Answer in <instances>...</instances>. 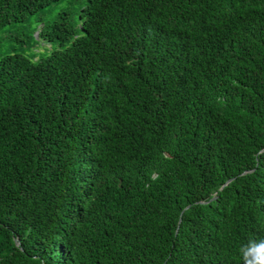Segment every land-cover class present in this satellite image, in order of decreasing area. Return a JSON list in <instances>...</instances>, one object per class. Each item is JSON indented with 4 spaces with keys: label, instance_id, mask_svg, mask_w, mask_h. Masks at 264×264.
<instances>
[{
    "label": "trees",
    "instance_id": "1",
    "mask_svg": "<svg viewBox=\"0 0 264 264\" xmlns=\"http://www.w3.org/2000/svg\"><path fill=\"white\" fill-rule=\"evenodd\" d=\"M64 1L0 0V264H241L264 0Z\"/></svg>",
    "mask_w": 264,
    "mask_h": 264
},
{
    "label": "clouds",
    "instance_id": "2",
    "mask_svg": "<svg viewBox=\"0 0 264 264\" xmlns=\"http://www.w3.org/2000/svg\"><path fill=\"white\" fill-rule=\"evenodd\" d=\"M238 251L241 264H264V238H250Z\"/></svg>",
    "mask_w": 264,
    "mask_h": 264
},
{
    "label": "rangeland",
    "instance_id": "3",
    "mask_svg": "<svg viewBox=\"0 0 264 264\" xmlns=\"http://www.w3.org/2000/svg\"><path fill=\"white\" fill-rule=\"evenodd\" d=\"M71 0H65L64 3H61L60 5H55L52 6L48 9H50L49 11H47L48 9H46L45 11L41 12L40 15H42L43 13H45L46 11L49 13H46L45 15H43V19L44 20H48V21H52L56 18V16L64 9V7L68 4V2ZM73 8H77L78 7V0H73ZM39 19V16H37V20ZM35 20V18L33 19Z\"/></svg>",
    "mask_w": 264,
    "mask_h": 264
},
{
    "label": "water",
    "instance_id": "4",
    "mask_svg": "<svg viewBox=\"0 0 264 264\" xmlns=\"http://www.w3.org/2000/svg\"><path fill=\"white\" fill-rule=\"evenodd\" d=\"M16 245H18V242L16 241Z\"/></svg>",
    "mask_w": 264,
    "mask_h": 264
}]
</instances>
